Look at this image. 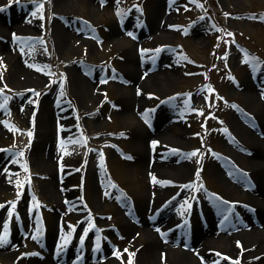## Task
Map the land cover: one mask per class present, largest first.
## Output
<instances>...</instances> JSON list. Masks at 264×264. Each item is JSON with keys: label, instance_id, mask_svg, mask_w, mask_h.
<instances>
[{"label": "rangeland", "instance_id": "rangeland-1", "mask_svg": "<svg viewBox=\"0 0 264 264\" xmlns=\"http://www.w3.org/2000/svg\"><path fill=\"white\" fill-rule=\"evenodd\" d=\"M0 9V264H129L130 253L132 264H205L198 245L244 264L224 230L247 211L257 219L242 195L258 182L253 140L238 129L264 148L254 107L264 105V0H0ZM149 229L162 244L153 254ZM168 246L185 249L183 260Z\"/></svg>", "mask_w": 264, "mask_h": 264}, {"label": "bare ground", "instance_id": "bare-ground-1", "mask_svg": "<svg viewBox=\"0 0 264 264\" xmlns=\"http://www.w3.org/2000/svg\"><path fill=\"white\" fill-rule=\"evenodd\" d=\"M26 25V24H25ZM4 30V29H3ZM79 39L83 40V37H78ZM120 43H125V42H130V40H119L117 39ZM124 41V42H123ZM19 65H21L19 63ZM137 68L139 69V66L137 64ZM21 71H24L25 74L27 76H31V70H25L24 67H21L20 69ZM79 83L81 81V84L86 87H88V81L86 79H78ZM246 88L250 87L249 89L253 90L252 87L249 85L247 86L246 83ZM93 87V86H91ZM252 94V91H250V95ZM252 97V96H251ZM250 97V98H251ZM257 103V102H255ZM254 103V107H255V111H257V114L259 115V119H260V128L256 129L257 132L261 133L263 135V139H264V105H255ZM50 116H48L46 121H49ZM236 129H238L237 124L234 125ZM242 129H238L243 131L245 134L247 132V134L249 135V138H251V140H253V145L251 148L246 149L248 151V161L255 165L254 169L257 172L256 176H257V184L253 187V192H244L242 193V195L245 197V200L248 203H251L254 206L253 211L255 213H257V219H256V223H250L249 224V216H251L252 214L247 211L246 215H245V219L243 218L240 222L238 223H234L235 227L234 229L231 228L229 230H224L225 231V239L230 243V250L232 252H235L236 257L239 256V258H241L243 260L244 264H264V148L262 149L261 147V141H262V136L258 137L257 135L254 134L253 130H249L246 126H240ZM156 130V129H155ZM48 134L49 131L46 130ZM148 130H146L147 132ZM148 133H150L148 131ZM264 143V140H263ZM230 154L234 157L238 156V152H237V148H233L230 147ZM166 160H170L168 158H165L164 160H160V161H147L146 159V164H160L163 165V163H168V162H164ZM145 161V158H144ZM163 162V163H161ZM145 164V165H146ZM230 186V183L228 181L227 183ZM162 185V184H161ZM160 185V186H161ZM158 186V187H160ZM163 186V185H162ZM157 187V188H158ZM231 188H233L232 186H230ZM234 191H237V189H234ZM210 216H214L216 215V212L212 211L210 213ZM251 214V215H250ZM163 214L161 213L160 216H162ZM159 216V217H160ZM164 216V215H163ZM213 218L210 217V219L208 221V226H209V231H210V236L211 237H219L220 235L217 233H219L217 230L214 229V227L211 226V222H212ZM128 224L129 221L127 222ZM262 224V225H261ZM248 225V226H247ZM261 225V226H260ZM247 226V227H244ZM149 234H150V239H149V248L148 251L150 253H154L157 251V248L160 247L161 241L158 239V237L155 235H153V233L150 231L149 229ZM198 234H202V231H199ZM217 235V236H216ZM198 236V235H197ZM203 238V236L201 237ZM181 241V240H178ZM219 241V242H218ZM222 241L221 237L218 238V240L214 241V244H218ZM185 242V241H184ZM239 242V246H241L242 251L241 253H237V247H238V243ZM189 243H193V240L190 241ZM198 252L197 254H201L199 255V258H203L202 256H204V258H206V263L205 264H214V262H216V253H218L219 248L218 247H212L210 245H204V246H200L198 245ZM217 250H215V249ZM168 252L170 251L173 255V257H176L178 260H183V257L185 255L186 250L183 249L182 247L177 248V247H171L168 246L167 247ZM215 251V252H212ZM194 252V251H192ZM225 252V251H222ZM107 253V252H106ZM160 253V250H158V254ZM104 255V254H103ZM159 256V255H158ZM197 256V255H196ZM159 258V257H158ZM176 260V259H175ZM177 260V261H178ZM218 261V260H217ZM191 264H201L199 261H194L193 259L191 260ZM219 264H227V262L224 261V259L219 260Z\"/></svg>", "mask_w": 264, "mask_h": 264}, {"label": "snow or ice", "instance_id": "snow-or-ice-1", "mask_svg": "<svg viewBox=\"0 0 264 264\" xmlns=\"http://www.w3.org/2000/svg\"><path fill=\"white\" fill-rule=\"evenodd\" d=\"M103 2H104V0H101V3H103ZM10 3H11V0H10ZM42 7H43V5H37V12H39L40 9H41ZM0 11H3V9H0ZM226 15H227V14H226ZM33 16H34V17L36 16V12L33 13ZM40 18L43 19V17H40ZM229 35H231V34L229 33ZM17 39H18V38L16 37V35L13 34V40L16 41ZM157 51H159V50H157ZM249 61H255V58H254V57H250L249 60H246L245 62L247 63V62H249ZM101 82L104 83V82H106V81H101ZM61 86H62V85H61ZM2 91H3V90H0V93H2ZM61 94H63V93H61ZM138 94H139V91H138ZM36 95L39 96L40 94H39V93H36ZM261 98L264 99V93H262ZM2 99H3L4 103H0V110H6V103H7L8 97L4 96V97H2ZM151 111H152V110H148V111H146V112L143 114L146 123L148 122V116H149V113H150ZM225 131H226V130H225ZM27 135H29V137H31L32 134H31V132H29V133H27ZM72 142H73V143H80L79 140L72 141ZM155 143H156V142H153V146H155ZM173 151H175V150H173ZM185 155H186V157L191 158V157H195V156H197V155H198V152H197V151H193V152H191V153H187V154H185ZM18 156H19V157H22V156H23V152L19 153ZM129 159H130V157H129ZM13 162H16V161H13ZM197 162H198V161H197ZM4 171L7 172V169H4ZM197 175H198V173H197ZM153 182H159V181H156L155 178L153 177ZM18 183H19V182H18ZM29 183H30V181H29ZM20 187H23V185L20 184ZM184 187H189V186H188V185H185ZM201 187H202V186H201ZM17 195H18V198H19L20 193L18 192ZM193 198H194V197H193ZM9 203H10L11 207L14 209V208H15V202H9ZM224 203H227V202H224ZM0 207H4V206H3V205H0ZM229 211H230V209H229ZM11 215H12V213L9 212V216H11ZM227 219H228V217L225 216V220H227ZM90 227H91V226H90ZM4 229H5L4 234H3V235H0V246H3L4 244H7V243H8L7 232H6V230H7V223L4 224ZM89 230H90V229H85V233H87ZM38 231H39V230H38ZM157 231L159 232V229H157ZM32 238H33V239H37L38 237H37V236H33ZM83 240H84V236L82 235V236H81V243H83ZM237 243H238V246H239V242H237ZM96 250H97V251L99 250V246H98V245H97V249H96ZM124 251L127 252L128 250L125 249ZM114 255H116L117 258H119L120 253H119V252H115ZM134 255H135V253H130V254H129V264H132V257H133ZM216 255H217V256H220L221 254H220V253H216ZM225 259H228V258L225 257ZM214 264H219V261L214 262ZM235 264H239V261H236Z\"/></svg>", "mask_w": 264, "mask_h": 264}]
</instances>
